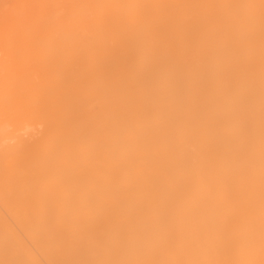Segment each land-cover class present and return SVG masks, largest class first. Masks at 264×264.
<instances>
[{
    "label": "bare ground",
    "instance_id": "6f19581e",
    "mask_svg": "<svg viewBox=\"0 0 264 264\" xmlns=\"http://www.w3.org/2000/svg\"><path fill=\"white\" fill-rule=\"evenodd\" d=\"M0 264H264V0H0Z\"/></svg>",
    "mask_w": 264,
    "mask_h": 264
}]
</instances>
